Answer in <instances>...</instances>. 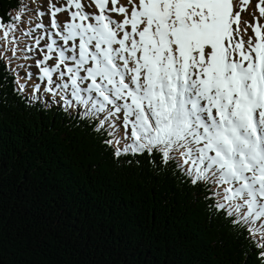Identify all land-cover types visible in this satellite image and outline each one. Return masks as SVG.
<instances>
[{"label": "snow or ice", "instance_id": "snow-or-ice-1", "mask_svg": "<svg viewBox=\"0 0 264 264\" xmlns=\"http://www.w3.org/2000/svg\"><path fill=\"white\" fill-rule=\"evenodd\" d=\"M0 34L33 61L21 99L83 122L114 160L179 174L247 241L242 264H264V0H20Z\"/></svg>", "mask_w": 264, "mask_h": 264}, {"label": "trees", "instance_id": "trees-1", "mask_svg": "<svg viewBox=\"0 0 264 264\" xmlns=\"http://www.w3.org/2000/svg\"><path fill=\"white\" fill-rule=\"evenodd\" d=\"M19 3L0 0V19ZM16 80L0 56V264H242L247 241L179 174L114 160L83 122L21 99Z\"/></svg>", "mask_w": 264, "mask_h": 264}, {"label": "rangeland", "instance_id": "rangeland-1", "mask_svg": "<svg viewBox=\"0 0 264 264\" xmlns=\"http://www.w3.org/2000/svg\"><path fill=\"white\" fill-rule=\"evenodd\" d=\"M33 4H34V6L32 8H36L37 6H40V4H42V2H41V0H33ZM25 5H27V4H25ZM45 6H46V0H43V4L40 6V10L42 11ZM253 8H254V4L250 3L247 7V10L242 12L243 19L251 20L250 13L252 12ZM31 15H32L31 13L25 14L22 17L24 23L20 24L19 22H17V27L22 28L24 31H28L29 29H34L35 28V21L30 19ZM0 35L2 36V34H0ZM15 35L20 40L21 44L25 45V46H23L25 49H26V47L30 46V43H32V40L31 39H25L22 32H20V31H17L15 33ZM2 43H3V40H2ZM4 48H1V51L4 53L3 57L5 58V60L9 61L10 55H12L11 61L13 62V66L15 67L17 73H19V71H21L22 68L26 69L27 66L33 62L30 59H25V57L28 55L26 50L22 51L21 48L18 47L16 54H15V56H17V57L14 58L15 56H13L10 49L4 50ZM19 66L21 68H19Z\"/></svg>", "mask_w": 264, "mask_h": 264}]
</instances>
